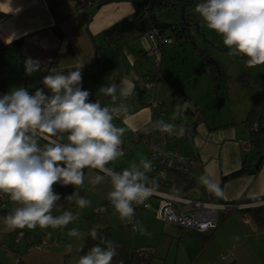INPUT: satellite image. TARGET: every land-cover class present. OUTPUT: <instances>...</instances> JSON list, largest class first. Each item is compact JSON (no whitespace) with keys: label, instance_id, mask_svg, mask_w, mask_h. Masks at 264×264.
I'll use <instances>...</instances> for the list:
<instances>
[{"label":"crops","instance_id":"0c3cea01","mask_svg":"<svg viewBox=\"0 0 264 264\" xmlns=\"http://www.w3.org/2000/svg\"><path fill=\"white\" fill-rule=\"evenodd\" d=\"M83 1L0 0V79L4 80L8 90L23 86L34 93L37 88L43 87L42 78L51 70L68 73L79 64L84 65L83 88L90 90V100H99L102 106H112L111 97L99 93V87L108 86L113 80L118 84L121 80L131 81L135 85V92L123 101L128 111L113 121L126 129L121 137L124 156L109 166L119 172L133 164L139 165L141 159H149V141L159 140L155 124L160 120L176 124L177 129L182 125L185 131L194 124L195 130L190 138L186 132L183 136L167 133V141L161 148L174 147L183 155H197L198 161L187 176L191 187L200 190L202 197L205 187L199 183V177L207 174L221 189V195H213L214 202L241 205L219 210L218 229L205 234L155 218L154 212L160 198L153 194L144 202L149 204V208L139 207L135 210V220L139 221L140 226L142 220L145 221L144 229L150 235H141L138 229L133 231L119 215L111 212V207L101 205L98 211L106 213L104 219L102 217L100 220H103L104 225L111 228L108 220L112 216L119 219L118 229H111V235L116 232L111 242H123L133 249L153 248L148 264H226L232 260L238 264H264V228H258L249 215L241 210L264 204V201L254 200L264 196V160L256 174L246 172L222 181L224 176L236 170L250 169L259 156H264V149L252 145L244 150L240 144L241 140L251 139L245 118L254 94L264 92V89L257 90L253 86L248 89L238 83V87L226 85L217 90L210 71L199 56V65L192 66L187 72L185 83L188 85L163 76L159 72L160 66L153 92L160 103L154 107L148 106V92L143 88V83L145 77H154L151 69L153 58L148 56L147 51L155 43L146 37L153 22L146 14L144 0H93L92 4ZM121 21L127 22L110 31ZM17 39H21L22 44L18 55H13L8 44ZM28 57L41 61L42 70L32 76L26 75L24 70V61ZM193 67L200 68V72L194 73ZM191 82L193 85H189ZM44 90L48 92L46 88ZM183 101L194 105L196 110L184 111L173 121L175 107ZM120 102L118 100L116 103ZM133 134L138 136V140L133 138ZM45 142L39 140L41 145ZM84 172L82 189L89 191L95 186V197L102 192L104 196L108 195L112 190L107 177L99 184L91 183L96 175L102 173L91 168ZM157 185L156 190L161 192L178 194L184 191L164 189L158 182ZM54 190L60 195H67L74 191V187L56 184ZM75 190L81 191L79 187ZM72 204L64 206L56 203L52 214L62 215ZM18 206L10 201L5 217ZM143 210H151L153 215ZM100 224L98 221L97 225ZM73 227L80 230V237L69 235ZM88 228L73 221L57 228V236L52 232L49 235L53 230L47 232V229L39 226L32 230L23 229L36 239L49 235V245L36 250L27 246L24 239L15 244L14 230L0 221V264H18L19 260L23 264H77ZM96 228L104 227L101 225ZM204 236L210 238L205 242ZM15 253L20 258L17 259Z\"/></svg>","mask_w":264,"mask_h":264},{"label":"clouds","instance_id":"9594fccd","mask_svg":"<svg viewBox=\"0 0 264 264\" xmlns=\"http://www.w3.org/2000/svg\"><path fill=\"white\" fill-rule=\"evenodd\" d=\"M195 12L208 29L222 36L223 44L230 49L228 55L245 57L248 67L264 64V0H203L195 6ZM83 66L78 64L68 73L51 70L41 81L43 87L34 94L21 86L0 96V193L19 205L4 218V223L12 230L69 225L78 214H52L61 200L54 185L73 186L74 191L64 199L83 209L91 201L75 189L85 182L84 170L91 168L102 173L91 181L93 185L106 177L110 180L108 200L120 219L133 224L141 235H150L135 220L134 205H143L158 186L155 178L148 175L153 171L152 162L141 159L139 165L119 172L109 166L124 156L121 137L126 129L113 121L127 113L123 101L134 94L135 85L128 80L101 85L99 93L113 102L112 106H102L99 100H90V90L83 88ZM24 70L26 75H34L42 70L41 61L26 58ZM118 100L121 102L116 103ZM189 107L187 101L176 105L172 120ZM155 127L173 135L185 133L182 125L177 129L176 124L163 120ZM39 140L46 142L41 145ZM199 183L211 193L222 194L210 175H201ZM69 235L80 237L82 233L73 227ZM90 236L100 243L81 256L77 264H112L118 245L99 236L95 229Z\"/></svg>","mask_w":264,"mask_h":264},{"label":"built area","instance_id":"2783aa9c","mask_svg":"<svg viewBox=\"0 0 264 264\" xmlns=\"http://www.w3.org/2000/svg\"><path fill=\"white\" fill-rule=\"evenodd\" d=\"M83 3L92 4L93 0H84ZM146 37L154 41L153 47H151L147 54L153 58V66L156 70L159 69L161 63V53L164 45L171 43L173 37L161 33L160 30L152 24L146 33ZM156 78L147 76L144 79L143 88L148 92L146 104L154 107L159 105L160 101L155 98L153 92L155 87ZM185 101H183L184 103ZM182 103V104H183ZM195 107L190 103V107L186 110L189 112H195ZM257 128L256 124L248 127L249 131ZM195 130V125L191 124L186 128V135L190 138ZM159 140L149 141V159L153 164V171L148 175L161 184L166 181L169 173H179L182 175H188L191 168L197 163L198 158L194 153L192 155H183L178 152L176 148L163 149L161 148L167 141V133L158 130ZM133 138L138 140V136L133 134ZM241 146L244 150H248L252 147L250 140H241ZM122 150L124 151L122 145ZM162 174V175H161ZM160 198V203L156 208L154 214L157 219L176 225L181 228H186L197 233L210 234L215 232L219 226V210L233 209L241 205L235 203H216L212 200L214 193L209 192L204 188V197L202 192L197 188L190 187L178 194H170L155 190L153 193ZM10 198L3 193H0V221H4L5 211ZM137 208H149L148 203L136 206ZM131 229L135 231L133 224H130ZM26 241L27 246H32L36 250H42L50 243L47 236H40L36 239L34 236L27 235L23 229H15L13 242L15 244L21 243V240ZM153 253L152 248H144ZM17 254V259L20 255ZM222 258H225L223 256Z\"/></svg>","mask_w":264,"mask_h":264},{"label":"trees","instance_id":"16d2710c","mask_svg":"<svg viewBox=\"0 0 264 264\" xmlns=\"http://www.w3.org/2000/svg\"><path fill=\"white\" fill-rule=\"evenodd\" d=\"M104 1H108V0H102L101 2ZM194 1L195 0H144V8L146 10V14L148 15V17L150 18V20L153 22L154 25H155V20L153 14H156L157 11L170 7H177V9H179L181 15L177 20V22L171 23V27H170L171 31L174 34L175 39L176 40L184 39L187 43L191 45V47L195 51L198 52L199 56L202 58L204 65L208 68V70L212 75L214 87L217 90H220L221 87L223 88L225 87L224 85L221 84V82L226 81L227 75L221 69L218 61L215 60L207 50L201 49L195 43L190 33L191 27L194 24H191V20L188 16L187 10L194 3ZM1 16L2 15L0 14V17ZM124 22L127 21H121L116 26L111 28L110 31L122 25ZM160 32L165 34V31L163 32L162 30H160ZM21 44H22L21 39H17L8 44L9 50L12 52L13 55H18ZM200 70L201 69L198 67L192 68V71L194 73H198L200 72ZM43 75L44 73L42 74V76ZM238 82L240 85L248 89H252V85L250 83L248 76L247 77L241 76L238 79ZM7 92H9V90L7 88L6 83L4 82L3 79H0V96H3ZM29 93L34 94L31 92ZM245 121L247 127H250L253 124L257 125L256 129L250 130V137H251L250 141L252 145H256L264 149V92L254 94ZM262 160H264V156L261 155L259 156V159L257 160V162L254 164L253 167H251L250 169L241 168L239 170H236L224 176L222 178V181H226L230 178L239 176L246 172L249 174H256L262 164ZM159 185L164 189L186 190L191 187L192 183L190 182L189 177L187 175H182L179 173H169V179ZM70 194L71 193L67 195H61V200L57 201V203L64 206L72 204L73 201H68L67 199H64L66 196ZM254 200L256 202L264 201V196L254 198ZM244 201H247V199H245ZM241 210L249 215L250 219L258 228L260 229L264 228V204L254 207L244 208ZM93 229L97 231L99 236H103L109 241V236H110L109 227H104V228L89 227L86 232L84 245L79 251L80 252L79 257L87 254V252L91 249V247L100 243L99 240H93L92 237L90 236V232ZM209 238L210 236H204V241L206 242ZM112 243L118 245L116 249L117 255L113 258L112 264H148L153 255V253L144 250V248L133 249V248H128L126 244L123 242H112ZM18 264H23V263L21 262V260H19ZM226 264H238V263L235 260H232L227 262Z\"/></svg>","mask_w":264,"mask_h":264},{"label":"rangeland","instance_id":"374dc122","mask_svg":"<svg viewBox=\"0 0 264 264\" xmlns=\"http://www.w3.org/2000/svg\"><path fill=\"white\" fill-rule=\"evenodd\" d=\"M201 2H203V0H195L194 3L187 10L188 16L191 20V24H194L191 27L190 33L195 43L199 47L206 49L211 54V56L218 61L221 69L227 75L226 81L221 82V84L224 86L227 85L238 87V79L241 76H248L250 83L254 88H256L257 90L264 89V64L257 65L256 67H248L245 63V57H242L240 55H228L230 49H228L223 44L222 36L216 33L214 30L208 29L199 14L195 12V6ZM156 14L159 16L160 20L173 23L177 22L181 15V12L177 8L170 7L159 10L156 12ZM165 34L173 37L174 42L166 45L165 50H162V61L160 64L161 69L159 72L163 76L166 75V77L173 78L174 80L176 79L178 82H183L184 85H188L185 83V81L187 80L188 70H190L192 66L199 65L200 63L198 52H194V49L191 47V45L187 43L184 39L176 40L170 28L165 31ZM151 69L153 71L154 77L158 76V71L154 68L153 65ZM159 79L160 78H158L157 80ZM189 85H193L192 82ZM120 159L121 158H119V161ZM82 188L83 187L81 186L79 187V189H81V191L78 192L79 195L90 200L91 203L89 206L83 209L79 208L75 204V202H73V204L68 207L67 211H70L73 214H78V218L74 222H79L84 226H89L91 228H96V226L101 225L102 227H108L104 225V223H102L103 220L100 221L102 217L104 219L106 213L102 214L101 211H98V208L103 205L108 208L111 207V212L113 211L114 214H116L113 206H110L108 203L110 202L108 200V195L104 196V193L102 192L97 197H95L94 192L97 190L95 186L89 188V191H87V189L85 188ZM109 211L110 210L108 209L107 213H109ZM143 211L144 213H152L151 210ZM151 215H153V213ZM154 217L156 218V216ZM98 221L101 222L100 225H97ZM118 221L119 219L113 216L111 219L108 220L109 224H111L110 226H112L110 228L109 241L113 240V238L115 237L116 232L111 235V229H113V231L118 229ZM142 222V227L145 228V221L142 220ZM149 228L152 230V227ZM46 229L47 232L53 230L54 232L50 231V233L52 232V234L54 233L57 236V229ZM47 236L49 237V235Z\"/></svg>","mask_w":264,"mask_h":264},{"label":"water","instance_id":"95a60500","mask_svg":"<svg viewBox=\"0 0 264 264\" xmlns=\"http://www.w3.org/2000/svg\"><path fill=\"white\" fill-rule=\"evenodd\" d=\"M156 14H153L154 20H155V26L162 30L163 32L166 31L168 28L171 27V23L172 22H166V21H162L160 20V18L157 16Z\"/></svg>","mask_w":264,"mask_h":264}]
</instances>
